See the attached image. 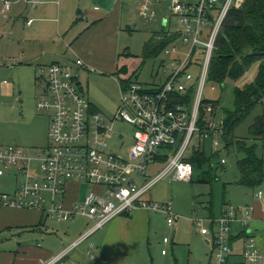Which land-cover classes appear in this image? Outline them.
Listing matches in <instances>:
<instances>
[{
    "label": "built area",
    "instance_id": "obj_1",
    "mask_svg": "<svg viewBox=\"0 0 264 264\" xmlns=\"http://www.w3.org/2000/svg\"><path fill=\"white\" fill-rule=\"evenodd\" d=\"M245 1L198 0L196 4H189L170 0L169 9L179 18L180 28L174 31L178 35L175 40L160 54L161 70L166 77L152 88L132 81L123 85L120 106L113 118L94 111L86 99L80 73L88 66L82 59L70 65L53 63L39 69L37 78L45 81V87L43 97L37 100V109L48 115L50 143L33 151L0 146V177L8 168L16 181L13 195L0 194V207L38 210L61 223L73 222L77 216L89 221V227L77 240L45 264H64L63 260L73 249L112 220L138 210L164 214L168 225L176 226L178 218L170 203L148 201L144 196L164 179L192 180L195 168L186 153L193 140L203 142L204 146L209 144L213 154L225 151V118L220 117L211 104L201 113L205 102L203 91L222 25L229 11L240 8ZM28 2L36 5L33 0ZM11 5L10 0H2L0 14L4 19ZM144 12H148L146 7L143 15ZM191 68L201 70L197 87L185 84L194 79ZM189 89H193V94L188 102ZM117 121L135 129L125 156L113 150L109 142ZM226 163V158L222 157L220 165ZM155 164L164 168L141 183L139 180L146 177ZM71 181L84 182L89 186V193L69 210L64 198ZM262 198L263 193L259 192L258 199ZM251 219V208L229 205L215 219L196 221L200 234L210 238V264H228L233 253V223H238L247 236L244 262L257 264L263 259L251 234ZM262 239L264 241V236ZM163 242L170 243L167 238ZM97 249L94 243H88L87 254L91 259Z\"/></svg>",
    "mask_w": 264,
    "mask_h": 264
},
{
    "label": "rangeland",
    "instance_id": "obj_2",
    "mask_svg": "<svg viewBox=\"0 0 264 264\" xmlns=\"http://www.w3.org/2000/svg\"><path fill=\"white\" fill-rule=\"evenodd\" d=\"M182 1L189 4L198 2V0ZM170 4V0L148 1L146 6L148 12H144V16L148 20H153L152 24H149L146 18L141 17L137 8H133L130 12L131 16L123 10V27L118 36L120 52L115 57V62L118 61L120 68L124 70L120 74L121 79L132 78V82L152 88L153 85L166 77V74L161 70L163 58L144 59L143 49L145 43L155 32L179 29V18L172 15L169 9ZM7 17H9V12H7ZM164 20L169 21L166 27H163ZM17 21L22 23L18 28L19 33L14 34L12 29ZM25 25L26 22L21 17L12 22L10 18L4 19L0 14V81L7 80L12 86L9 91H6L0 85V146H14L33 151L43 149L50 143L48 140L49 118L46 113L37 109V100L43 97L45 81L37 78L38 72L35 67L28 65L30 63H27L25 59L23 60L24 51L27 49L22 47V44L18 45L23 40ZM25 32L26 38H31L30 30ZM108 57L107 54H101L99 60ZM109 59L111 60L112 57ZM93 66L95 72L81 77L84 95L86 99L99 107V112L108 118H113L119 105L118 82L113 79L115 76L109 74L111 73L109 70H103L100 65ZM191 70L194 79L185 84L197 87L201 78V70L197 68H191ZM256 71L257 64L251 67L242 81L252 82ZM234 89V84L230 82L221 88L220 85L208 81L203 91V97L208 102H221V108L215 107L217 114L221 117L225 109L233 108ZM205 105L207 104L204 103L202 106V113H205ZM263 113L264 105L258 106L237 127L234 135L238 140H248L249 145L256 144L257 153L264 160L263 142L250 137V127L255 118ZM134 132L135 129L129 124L117 121L113 134L109 136L111 148L125 156L127 148L133 141ZM195 148L197 151L204 152L209 162L200 165V167L195 163V171L190 182L164 179L153 185L144 196V198L148 197L149 200L157 203H170L178 218V225L170 227L166 215L150 213L148 218L153 220L150 225L151 233L148 242L141 247L137 257L125 258L124 264H203L204 260L205 263H208L210 249L200 235L196 225L198 219H207L210 215L217 217L226 204L251 208L252 215L256 214L254 211L259 206L264 214V184L256 189L237 185L240 179L237 160L241 159L243 154L231 149L230 152L223 151L220 156L210 159L213 153L209 144L204 146L203 142L193 140L187 150L186 157L193 156ZM222 157L226 158L227 163L221 166L220 159ZM163 168L164 165L151 166L148 175L139 181L147 182ZM5 169L6 174L0 177V193H11L15 189L16 181L10 170ZM80 182L83 191L88 190V186L84 182ZM95 189L98 190V188ZM259 192L263 193V199H258ZM53 222L55 221L51 223ZM73 222L78 230L89 227L88 221L82 216H77ZM259 222H263L260 229L264 232V218L259 219ZM231 227L232 233L239 229L237 223H233ZM60 232L58 237L65 246L77 240L80 235L65 236L63 231ZM165 238L169 240V244H164ZM93 242L91 237L79 249L74 250L66 260L71 263L76 261L78 264H94L85 251L88 248V243ZM163 251L166 252L164 255ZM262 254H264V250ZM245 264L254 263L245 262ZM257 264H264V260Z\"/></svg>",
    "mask_w": 264,
    "mask_h": 264
},
{
    "label": "crops",
    "instance_id": "obj_3",
    "mask_svg": "<svg viewBox=\"0 0 264 264\" xmlns=\"http://www.w3.org/2000/svg\"><path fill=\"white\" fill-rule=\"evenodd\" d=\"M10 1L12 5L7 18L14 22L15 19L21 17L26 22V29H24L22 36L23 40L18 45L22 44L21 46L27 49V51H24L23 60L25 59L27 63H30L28 65H33L37 72L40 68L53 63L70 65L79 58L88 66L86 71L80 73V81L83 75L96 71L93 65H100L103 70H109L111 72L109 74L116 77L112 76L118 82L119 94L122 86L132 80V78L128 80L120 78V74L124 70L120 68L118 61L115 62V57L120 52L118 36L123 27V10L130 15L133 8H137L141 17L146 18L143 15V9L147 6L148 1L33 0L36 2L35 6L28 2L30 0ZM1 6L2 0H0V10ZM146 19L149 24L153 23V20ZM30 21L32 23L28 25ZM164 21L166 22L163 27L168 26L169 21ZM21 23V21H17L14 24L12 29L14 34L19 33L18 28ZM28 29L31 32V38H26L25 31ZM176 30L169 29L167 32L173 34ZM101 54H107L109 57L100 61L99 55ZM111 57L112 59L110 60L109 58ZM158 57L161 56L159 55ZM2 81L7 80H1L0 85L3 90L9 91L12 88L11 83L8 81L2 83ZM122 82L125 83L122 84ZM90 103L94 111H100L97 105ZM80 183L71 181L66 186L64 205L69 210L75 203L82 201L89 193V186L86 184L88 190L83 191ZM15 190L16 186L11 193L0 194L13 195ZM146 200L152 201L148 197ZM227 206L229 204L224 205L217 217L221 215ZM254 212L256 214L252 215L250 230L262 254L264 250V241L262 239L264 232L260 229L263 222H259V219H263L264 214L261 207L259 209V206ZM150 213L159 214L142 209L131 215H121L112 220L104 229L95 233L92 238L98 249L95 252L94 259L88 256L87 248L85 250L92 263L124 264L125 258L137 257L141 247L148 242L151 233L150 225L153 219L148 218ZM217 217L210 215L207 218L215 219ZM51 222V219L38 210L0 207V264H45L69 246H65L59 239L60 231H63L65 236L70 234H76V236L80 234L79 236H81L86 230V228H83L84 231L83 229L78 230L75 228L74 222L61 223L55 221L53 222L55 224ZM65 224L66 226L63 227ZM176 225H178V219ZM238 228V231L236 230L235 233H232L231 244L233 253L229 258L228 264H245L243 252L247 236L239 224ZM202 238L210 249L208 263H205L204 260L203 264H210V238L205 236H202ZM79 248L73 249L69 255ZM262 256V260H264V254ZM66 258L63 260L64 264H78L76 261L68 262Z\"/></svg>",
    "mask_w": 264,
    "mask_h": 264
},
{
    "label": "trees",
    "instance_id": "obj_4",
    "mask_svg": "<svg viewBox=\"0 0 264 264\" xmlns=\"http://www.w3.org/2000/svg\"><path fill=\"white\" fill-rule=\"evenodd\" d=\"M176 36L177 33L171 34L167 31L155 33L144 45V59L158 57ZM256 64L254 80L243 82L246 73ZM208 81L220 85L221 88L227 82L235 86L233 108L225 109L223 114L226 122L224 150L230 152L235 149L243 154L237 160L240 173L237 185L249 189L259 188L264 184V160L258 155L256 144L249 145L248 140H238L234 133L258 106L264 105V0H246L240 8L229 11L216 41ZM192 94L193 89L187 90L188 102ZM204 103L221 108L219 101L205 100ZM250 137L264 144V113L255 118L250 127ZM217 155L220 156L221 153L212 154L210 159ZM190 161L194 168L195 163L200 167L209 162L205 153L199 150L195 151Z\"/></svg>",
    "mask_w": 264,
    "mask_h": 264
},
{
    "label": "water",
    "instance_id": "obj_5",
    "mask_svg": "<svg viewBox=\"0 0 264 264\" xmlns=\"http://www.w3.org/2000/svg\"><path fill=\"white\" fill-rule=\"evenodd\" d=\"M165 22H166V21H164V23H163L164 25H165Z\"/></svg>",
    "mask_w": 264,
    "mask_h": 264
}]
</instances>
